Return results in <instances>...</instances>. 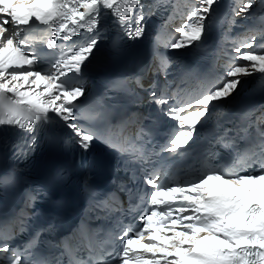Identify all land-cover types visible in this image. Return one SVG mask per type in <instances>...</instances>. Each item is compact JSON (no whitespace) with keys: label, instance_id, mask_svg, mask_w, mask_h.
<instances>
[{"label":"snow or ice","instance_id":"snow-or-ice-1","mask_svg":"<svg viewBox=\"0 0 264 264\" xmlns=\"http://www.w3.org/2000/svg\"><path fill=\"white\" fill-rule=\"evenodd\" d=\"M219 4L185 0L181 10L177 0H154L149 14L163 9L169 22L180 20L174 29L178 35L164 44L158 36L154 47H199L206 21ZM144 7L143 0H0V126L33 134L35 143L39 124L62 121L84 151L99 140L137 165L144 185L135 190L136 203L130 199L127 210L144 209L139 224L121 228L117 216L111 239H98L84 228L75 244L56 245V255L38 250L40 232L14 247L17 233L11 224L0 225V264H264V113H246L235 127L221 125L209 156L194 155L198 129L224 106L242 78L255 76L264 90V27L249 24L245 33L250 34L226 37L229 44L217 54V60L226 57L222 70L199 76L186 95H179L181 89L169 91L170 84L157 92L153 84L149 102L175 121L174 131L157 151L148 148L151 141L143 128L128 134L102 107L85 106L81 100L83 67L102 39L106 22L111 19L128 39H138L144 33ZM230 10V25L236 18L248 21L257 10L264 13V0L259 5L256 0H233ZM154 55L157 72L167 78L171 57L159 51ZM41 62L48 67L37 69ZM222 152L227 160H221ZM186 158L194 163L187 164ZM185 167L198 175L160 183L162 176L169 179L175 175L172 170ZM98 206L109 215L124 212L108 200ZM18 223L23 232L22 217Z\"/></svg>","mask_w":264,"mask_h":264},{"label":"bare ground","instance_id":"bare-ground-1","mask_svg":"<svg viewBox=\"0 0 264 264\" xmlns=\"http://www.w3.org/2000/svg\"><path fill=\"white\" fill-rule=\"evenodd\" d=\"M260 0H256V4L259 5ZM229 3H233V0H230ZM228 3V4H229ZM152 7V4L150 5L149 8ZM228 10L231 9V6L227 7ZM262 17H264V13H261L259 10L256 11L255 16L252 17L250 20L245 21V20H240L239 18H236V23L235 24H231L229 25V30L232 32V34H238V32L240 30L246 29V27L249 24H253L256 28H261L264 27V19H262ZM111 19H109L106 22V30L103 32L102 34V39L100 40V42L97 45V48L94 50L93 55L89 58V61H86L85 64H89L92 62H95L97 60V57L100 55L101 50L104 48V46L106 45L107 41H108V31H109V23H110ZM207 22V21H206ZM178 22L173 23L171 26L173 28V32L174 31V27L175 25H177ZM250 34V33H248ZM241 35H237L236 38L240 37ZM253 78H255V76H248V77H244L241 79L240 83H244V82H248L250 80H252Z\"/></svg>","mask_w":264,"mask_h":264}]
</instances>
